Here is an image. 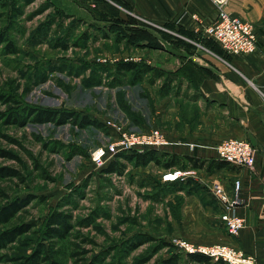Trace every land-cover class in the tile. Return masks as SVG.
Listing matches in <instances>:
<instances>
[{
	"label": "rangeland",
	"instance_id": "obj_1",
	"mask_svg": "<svg viewBox=\"0 0 264 264\" xmlns=\"http://www.w3.org/2000/svg\"><path fill=\"white\" fill-rule=\"evenodd\" d=\"M81 1H0V36L6 39L0 41V95L16 102L0 101V153L5 154H0V168L21 173L0 178L5 194L0 206L26 200L12 225H30L15 242L0 247V264H33V255L40 260L42 252L49 261L39 264H162L175 255L179 264H197L173 240L207 246L199 243L201 237L217 242L218 233L193 227L204 212L179 193L186 185L164 181L168 169L162 164L134 166L121 159L126 165L118 175L91 160L109 142L104 120L137 133L157 129L142 123L152 111L149 93L154 94L158 77L148 49L161 45L160 35L173 33L130 14L127 25L106 21L87 7L89 0ZM121 62L149 70L136 80L133 72L116 73ZM24 106L75 112L101 125L11 123L9 114L21 116ZM177 168L186 181L203 178L200 170ZM215 183L204 185L214 201ZM55 210L70 215V229L64 240L49 241L43 231Z\"/></svg>",
	"mask_w": 264,
	"mask_h": 264
},
{
	"label": "crops",
	"instance_id": "obj_2",
	"mask_svg": "<svg viewBox=\"0 0 264 264\" xmlns=\"http://www.w3.org/2000/svg\"><path fill=\"white\" fill-rule=\"evenodd\" d=\"M88 2L86 5L95 10V16L106 21L115 15L127 25L130 14L151 26L171 29L173 35H160L157 42L161 45L148 49L155 57L152 68L160 75L153 84L154 94L149 93L152 111L145 117L147 122L142 123L165 133L167 144L156 150L157 156L168 154L178 159L164 173L183 164L186 173L201 172L200 181L174 183L178 187L186 185L179 193L194 203L196 210L204 212L193 227L218 233L217 242H206L207 238L201 237L199 243L229 244L264 264V0L226 2V11L250 23L256 35L255 51L238 55L227 54L203 33L217 16L212 0ZM110 23L104 26L111 27ZM167 41L168 45L161 43ZM159 56L163 58L160 61ZM229 138L245 140L256 149L253 168L228 163L222 168L209 165L212 161L222 163L215 148ZM234 179L242 181L243 191V203L234 212L245 219L246 225L231 237L220 222L223 209L204 185L212 180L230 189Z\"/></svg>",
	"mask_w": 264,
	"mask_h": 264
},
{
	"label": "built area",
	"instance_id": "obj_3",
	"mask_svg": "<svg viewBox=\"0 0 264 264\" xmlns=\"http://www.w3.org/2000/svg\"><path fill=\"white\" fill-rule=\"evenodd\" d=\"M228 0H212L217 8L215 20L203 29L204 35L215 42L227 54H250L256 49V35L253 26L239 18L231 16L225 9ZM108 130L109 142L97 148L91 160L99 167H105L108 162L120 153L143 152V150H159L167 144L165 136L157 129L137 133L129 131L124 126L112 121L104 120ZM218 160L238 168H253L256 149L247 141L229 138L216 146ZM184 173L177 169L166 173L164 181H183ZM212 193L223 209L220 221L231 237H235L245 227V219L236 215L234 210L240 207L242 201V181L234 179L230 189L215 183ZM176 247L182 248L186 254H199L209 257L216 262L226 264H258L253 255H249L229 244H212L207 246H193L179 239L173 240Z\"/></svg>",
	"mask_w": 264,
	"mask_h": 264
},
{
	"label": "trees",
	"instance_id": "obj_4",
	"mask_svg": "<svg viewBox=\"0 0 264 264\" xmlns=\"http://www.w3.org/2000/svg\"><path fill=\"white\" fill-rule=\"evenodd\" d=\"M2 2V0H0ZM98 2H105V0H97ZM115 14V12H114ZM132 18V17H130ZM114 19L121 22L122 21L114 15ZM133 23L134 20L130 19ZM147 26V25H146ZM150 27V26H149ZM146 29V28H143ZM143 32V30H140ZM6 39L0 36V41L4 42ZM149 42V41H148ZM155 46V44H149ZM11 46V43L8 42V47ZM149 68L145 65H141L138 68V64L133 62H121L116 66V73L119 75H126L129 73H134L135 79H142V74L146 73ZM158 75H160L158 73ZM0 101L4 103H12L16 102L9 96L5 97L0 95ZM10 122L17 123L19 125H23L27 120L35 124H44V123H53L55 125L64 124L68 121H71L73 124L80 123L81 126L86 125H101L97 121H92L88 117L79 118V115L75 112H64L52 109H44L37 107L24 106L21 110V116L16 113L9 114ZM79 120H81L79 122ZM2 156H5L2 152L0 153ZM121 159H126L129 163H133L134 166H146L149 162H153L156 165L161 164V160H164L165 163L162 164L163 167L169 169L173 165L178 162V159L175 156H169L168 154H162L160 157L157 156L156 150H145L143 152H133L130 155H126V153H120L112 158L108 164L104 168L105 173H116L118 175H122L125 169V163L121 161ZM227 163H215L214 161L210 162V166L212 165L215 168L225 167ZM195 167L201 168V166L195 165ZM21 173L14 169L9 168H0V178H18ZM5 195L0 192V196ZM27 202L26 200L16 198L12 201L7 202L6 204L0 206V247L7 243L15 242L18 237L27 233L30 229V225L28 224H20V225H12L13 220L17 217L19 209L22 208ZM70 215L65 214L59 210H55L52 212L50 217H48L45 229L43 231L44 239L52 241L54 238L64 240L67 237L68 231L70 229L69 226ZM43 251V249H41ZM43 253V258L40 260L36 257L37 254H34V263L39 264V262L47 263L49 258L45 252ZM187 260L190 262H194L197 264H214L213 261L203 255L199 254H187ZM179 256H171L168 259L164 260L162 264H179ZM32 264V263H31Z\"/></svg>",
	"mask_w": 264,
	"mask_h": 264
}]
</instances>
